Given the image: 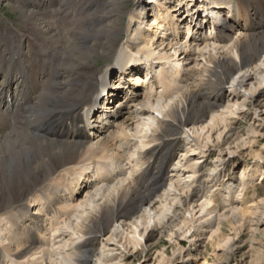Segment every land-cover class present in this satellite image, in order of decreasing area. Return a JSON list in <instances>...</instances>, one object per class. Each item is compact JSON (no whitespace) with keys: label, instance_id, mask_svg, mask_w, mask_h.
<instances>
[{"label":"bare ground","instance_id":"6f19581e","mask_svg":"<svg viewBox=\"0 0 264 264\" xmlns=\"http://www.w3.org/2000/svg\"><path fill=\"white\" fill-rule=\"evenodd\" d=\"M7 1L20 12L21 21L18 29L11 27L0 33V234L6 227L10 236V241L0 248V264H89L95 257L98 236L119 222L131 228L129 234L136 239L137 222L145 219L143 207L154 209L171 191L174 177L169 178V186L166 174L180 149L177 136L185 134L198 144L187 128H195L205 116L217 112L226 99V109L232 102L237 104L240 90L256 75L257 63L264 60V0H212L209 6L224 8L230 18L220 31L212 23L209 36L198 38L190 37L196 26L206 21L201 14L209 9L201 4L198 11L189 9L192 20L186 23L184 16L179 17L180 22L176 20L180 13L171 7L178 0H159L155 7L149 4L126 13V0ZM235 3L233 9L231 5ZM166 5L168 8L162 12L171 11L163 16V26L159 8ZM125 14L128 21L121 20ZM169 19L172 20L167 23ZM143 21L144 26L137 27ZM181 24L188 25L182 28L186 30L184 41L174 35L168 45L159 43L157 38L164 28L167 34H179ZM155 26L161 28L156 35ZM233 31L240 35L236 40L231 37ZM215 33L217 36H211ZM135 47L137 54L132 53ZM204 49L218 52L206 56ZM143 57L148 60L145 64L164 60L172 71L156 68L154 79L142 91L134 88L141 87L149 75L140 77L136 73L137 82L132 84L136 93L131 97L127 91L119 93L114 84L109 86L108 76L129 71V65ZM198 57L203 65L200 71L194 68L201 65ZM97 58H105L107 64L95 68ZM227 85L230 91L225 94ZM106 86L110 87L109 96L100 100ZM111 95L117 97L115 104L122 105L121 110L115 111ZM155 97L169 101L161 118L153 115ZM262 97L264 94L249 101L253 110L262 104ZM99 102H103L100 116L109 112L106 115L111 122L91 131L84 118L94 111L99 113ZM212 122L216 126L218 118ZM239 137V131L231 127L221 141L220 136L217 140L232 145ZM137 138L146 140L131 144ZM216 148L221 149L219 143ZM247 169L248 166L240 171L236 197L223 199V212L213 216L210 210L209 218L198 220L201 224L215 221L204 227L208 230L205 241H211L215 252L223 249L222 255L216 256L219 264L229 262L240 249L235 237L226 234L225 226L238 233L248 216L260 207L249 201L247 190L252 186L247 182ZM202 172L204 168L198 171L200 176L195 173L199 179L190 186L187 196L177 200L170 214L161 215L154 231L166 230L168 236L174 237L178 234L175 227L188 226L185 213L195 209L194 204L204 193ZM93 187L102 193L98 201V193L90 191ZM26 202L39 208L41 214L32 213ZM261 202L264 206V197ZM205 203L202 210L214 201L208 198ZM150 221L143 225L146 231L144 235L140 231L141 238L148 234L149 240L156 233H147ZM261 222V218L257 220L254 237ZM192 230L189 226V233ZM178 241L181 255L184 248ZM158 242L150 246L149 241L145 249ZM200 256L202 264H208L203 254ZM123 258L124 262L129 260ZM113 262L110 254L106 255L104 264H119ZM251 264H264V258L258 257Z\"/></svg>","mask_w":264,"mask_h":264},{"label":"rangeland","instance_id":"374dc122","mask_svg":"<svg viewBox=\"0 0 264 264\" xmlns=\"http://www.w3.org/2000/svg\"><path fill=\"white\" fill-rule=\"evenodd\" d=\"M240 1L241 0H238V2ZM135 2L136 0H126L125 13L128 12L131 7L134 8ZM165 2H168V0H165L163 3ZM168 6L169 5H166V7H160L159 10H166ZM138 9H140V7ZM170 11L171 10H167V12H164L163 10L162 12L161 10L159 14V20L163 26L165 25L163 16ZM212 15L215 17L221 16L215 11ZM125 18L126 14L122 16L121 20H125ZM170 20L172 19L167 20V23H170ZM218 20L220 22L224 21L222 28L227 25L226 20L228 19L225 17V14H223V17ZM20 21V12L14 9L13 4L7 0H0V33L4 29H10L11 27H13V29L14 27L18 29L20 27ZM158 29L161 28L155 26V30L158 31ZM159 32L160 31L157 33ZM184 32L185 31L183 30L182 33L181 30V33L179 34H167V28H164L162 35H160L162 37L157 38V40L159 39V43H165L168 45L170 42H172V39L175 35V37L184 41L186 39ZM239 36V33H235L234 31L231 33V37H234V40H236ZM123 37H125V32L121 34L120 39L122 40ZM137 39L138 36H136V40ZM157 40L156 42H158ZM135 48H137L136 52H138V47ZM207 50L208 51L204 49L203 51L206 56L214 55L216 52H218L212 49ZM200 58L201 57L197 58L199 64L202 63ZM106 64L105 58H97L96 62H94V67L103 68ZM257 65L258 67H255L257 69L255 71L256 75L254 78L247 82L245 89L240 90V97L238 98L239 100L237 104L232 102V106L230 105V108L226 109L224 108V106H227L226 99L223 102V106L217 110V112H213L208 116H205L202 119V122L195 128H187V133L189 136L192 139H196L198 144L192 142V140H189L190 138L188 139V136L185 134L177 136L178 140L176 144H179L180 149L173 157L171 165L169 166L170 169L168 168L169 172L166 174L168 178L167 182H169L168 185L170 186L169 178L173 177L174 184L171 188V191L168 192L169 194L166 193L154 209L150 207H143L144 209L146 208L145 217H143L146 220L143 219L141 222H137L139 225L137 238L132 239V234H129L131 232V228L128 229L127 226L123 227L119 222L113 224L109 230L103 234V236H98L99 244L96 248L97 250L95 257L89 264H104L106 263V255L109 254L110 258L112 257L114 259L113 263L119 262V264H202V257L200 254H203V257L207 260L208 264H219L216 256L217 254L222 255L221 253L223 249H221V251L219 250L215 252L211 246V241H205V234L208 230H206L204 227H208L210 223L208 224L205 222L204 224H201L198 220L202 217L209 218L210 216L208 214L211 211L214 212L213 216L222 211L226 205V202L222 203L223 199L228 200L230 197H236L235 193L237 190L235 186L238 184V177L241 169L245 168L246 166H248L247 182L252 186L251 189L247 190L249 201L252 205H259L260 207L258 208L259 210H257V212L254 210L255 214L253 216H248V220L243 223L244 225H241V231L238 230V233H236L232 227L230 229L229 226H225L224 230L226 234L230 235L232 239L235 237L234 241L236 243H240L238 245L240 246V249L229 262L221 264H251L258 257L264 258V206L261 204V200L264 197V97L259 99L262 104L257 110H253V107L250 106L249 102L254 98H258L260 94H264V60L257 63ZM194 68H197V70L199 69L198 71H200L203 69V65L201 64L198 67L194 66ZM228 88L229 86L227 85V88L224 90L225 94H228L230 91ZM142 90L143 89H140L139 91ZM116 101L117 100H114L113 104H115ZM168 102L169 101L166 102V100L163 98L155 97L153 115L156 117L160 116L159 118H161L160 113H164L165 110H167L166 106L168 105ZM161 104L163 106H161ZM122 108V105L120 106V104H115L116 111L121 110ZM215 117H217L219 121L216 126H214L212 122ZM153 120L154 119H152V121L148 120V122L151 121L150 123H152L151 128L155 127ZM234 122L238 123L234 124ZM201 124H203L202 127L200 126ZM226 126H229V128H235L240 133L239 139L232 145H223L217 140L220 136L219 141H221L223 136L226 134L227 129H229L227 128L223 132V129ZM203 127H205V129ZM200 128H202V130ZM146 134L150 135V130H147ZM209 136L210 140L207 139ZM134 140L135 141L131 144H134L138 141L141 142L142 140L145 141L146 139L139 140L137 138ZM218 143L221 146V149L216 148ZM153 145L154 144H152L150 148H152ZM136 157H138V155H136ZM136 157L134 158L136 159ZM202 168H204V172H202L203 178L201 181L204 183V193L199 201L194 204L195 209L191 208L190 212L185 213V217L188 219L187 222H190L188 226L185 227L184 224H180L179 227L174 228L175 231H177V233L182 236L178 237V234H175L174 237H170L168 236L169 233H165L167 232L166 230L158 231V229H155L154 231L155 224L162 220L161 215L170 214V210L171 212L175 210L177 200H179L181 197L187 196L190 186L193 184V182L199 179L201 174H199L198 171H200ZM195 173L199 174V176ZM93 188L90 189V191L94 195L98 193L99 196H95L96 200L98 201L102 198V193L101 195L99 194L100 192L97 187ZM162 192L163 190L159 192V195L162 194ZM208 198H211L214 201V204L210 207H203L204 209L202 210V204H206L205 202H207ZM100 203L101 202H98V204ZM26 204L31 208L32 213H39V208L34 207V205H30L28 202H26ZM80 211H82V209ZM76 215L79 216V214ZM148 217H151L152 220L150 221ZM260 218L262 219V222L259 225L260 229L254 237L253 233L256 223ZM73 219L75 223L78 222L77 217H74ZM149 221L150 231L147 233H152L153 231L156 233L154 234L153 238H149L148 240V234L146 237L141 238L139 233L141 231L144 235L146 228L143 225H146ZM167 221L168 218L166 222ZM214 222L210 224V226L214 225ZM189 226L193 228L191 233L188 231ZM237 227L239 228V225H237ZM143 228H145V230H142ZM2 230H5V234L3 231L1 232L2 235L0 234V248L5 246L7 242L10 241H7V239L10 238L6 232L7 228L4 227ZM236 235L238 236L236 237ZM190 236L192 237L189 238ZM181 238L183 240L178 241ZM159 240L160 242H158V244H156L154 247L145 249L146 243L149 241H151L149 244L151 246ZM176 241L181 242V245L184 248L183 254L181 255L180 250L178 251L180 246ZM252 242L254 244L251 247L250 245ZM12 243V247L16 248L17 244L15 242ZM132 243H138V245H133ZM124 256L129 258V260L124 262ZM196 257L198 258L195 259Z\"/></svg>","mask_w":264,"mask_h":264}]
</instances>
